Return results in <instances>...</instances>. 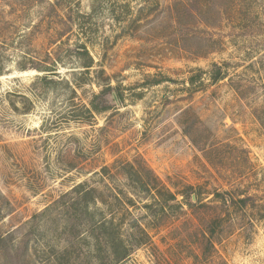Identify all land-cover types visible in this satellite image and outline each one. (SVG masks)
<instances>
[{
    "label": "rangeland",
    "instance_id": "rangeland-1",
    "mask_svg": "<svg viewBox=\"0 0 264 264\" xmlns=\"http://www.w3.org/2000/svg\"><path fill=\"white\" fill-rule=\"evenodd\" d=\"M0 264H264V0H0Z\"/></svg>",
    "mask_w": 264,
    "mask_h": 264
},
{
    "label": "trees",
    "instance_id": "trees-1",
    "mask_svg": "<svg viewBox=\"0 0 264 264\" xmlns=\"http://www.w3.org/2000/svg\"><path fill=\"white\" fill-rule=\"evenodd\" d=\"M54 4V3H53ZM76 18L80 17H85V16H90V14H84L82 15L80 12H76ZM74 17L71 16L70 20L73 21ZM78 21V20H76ZM81 50L79 51L80 54L82 55H88L87 49L85 44L80 45ZM224 77L221 67L215 65V69L213 70V74L211 76V81L212 82H217L221 80ZM115 98L113 100L119 101L121 98V95L116 93L114 94ZM106 106H102L99 108L98 106H93L91 110L94 111H100L101 109H105ZM73 191L75 192L77 198H78V203H82V208H76L77 214L76 217L79 219L82 216L79 214L78 210L80 209V213L83 211L84 213V218L80 221L79 224H77L80 229L84 231V233L90 234L92 237H95L97 240V244H100L102 240H104L105 237V229H106V221L104 218L100 219L96 217V209L92 210L89 208V202L95 200V198H92L93 192L95 191L93 188L86 187L85 183H81L76 185L73 188ZM172 197H174L172 195ZM95 202V201H94ZM46 213V210L41 212V214H35L34 218H40V216H43V214ZM80 231V230H78ZM74 240V238H72ZM105 241V240H104ZM109 242V238L107 239V244ZM101 247H103V242L100 244ZM128 247L122 244V251L117 250L116 254H114L115 260H122L126 258L129 255V250L127 249ZM98 251V250H97Z\"/></svg>",
    "mask_w": 264,
    "mask_h": 264
}]
</instances>
